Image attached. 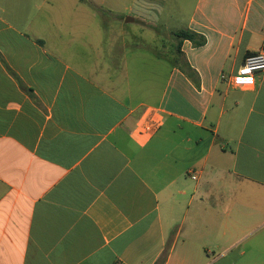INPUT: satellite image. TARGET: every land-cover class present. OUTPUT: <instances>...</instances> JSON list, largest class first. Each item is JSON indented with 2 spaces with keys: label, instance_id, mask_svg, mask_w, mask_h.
Wrapping results in <instances>:
<instances>
[{
  "label": "crops",
  "instance_id": "1",
  "mask_svg": "<svg viewBox=\"0 0 264 264\" xmlns=\"http://www.w3.org/2000/svg\"><path fill=\"white\" fill-rule=\"evenodd\" d=\"M263 45L264 0H0V264H264Z\"/></svg>",
  "mask_w": 264,
  "mask_h": 264
},
{
  "label": "rangeland",
  "instance_id": "2",
  "mask_svg": "<svg viewBox=\"0 0 264 264\" xmlns=\"http://www.w3.org/2000/svg\"><path fill=\"white\" fill-rule=\"evenodd\" d=\"M63 1L66 2V0ZM67 3H71V2H67ZM86 11L88 13V16H90L91 10L87 8ZM125 38L128 42H133L135 46H138L137 47L138 51L135 52L139 56L143 55L144 57L143 59L145 61L152 60V56L148 51L162 50L161 45H165L164 39L162 40V37L157 35V33L154 30L142 29L141 27H139L138 24L127 25Z\"/></svg>",
  "mask_w": 264,
  "mask_h": 264
},
{
  "label": "built area",
  "instance_id": "3",
  "mask_svg": "<svg viewBox=\"0 0 264 264\" xmlns=\"http://www.w3.org/2000/svg\"><path fill=\"white\" fill-rule=\"evenodd\" d=\"M244 67L249 68L251 71L249 73H242L241 69ZM263 73H264V45L261 47V49L258 52L247 55L234 73L221 74L220 80L226 83L227 85L233 87H250L247 85H237L236 77L239 76L241 78H244L247 75H251L254 78V82H255L256 76ZM152 127L153 126L150 122H146L142 126L141 130H139V132L149 131ZM190 174H192V172H190ZM191 178L192 180H195V176L192 175Z\"/></svg>",
  "mask_w": 264,
  "mask_h": 264
},
{
  "label": "trees",
  "instance_id": "4",
  "mask_svg": "<svg viewBox=\"0 0 264 264\" xmlns=\"http://www.w3.org/2000/svg\"><path fill=\"white\" fill-rule=\"evenodd\" d=\"M83 1V0H81ZM153 30L159 34L161 32L159 27H153ZM172 35L174 36L177 44L175 46V51L179 54L180 53V45L183 41L187 40L189 41L193 47L197 48V47H201L205 44L206 40L203 36L190 31L188 29H181L178 31H174L172 32ZM182 71L186 74V76L188 78H192L193 76V71L188 67L185 66L184 68H182ZM166 258V254L164 253V255L157 261L156 264H164Z\"/></svg>",
  "mask_w": 264,
  "mask_h": 264
},
{
  "label": "clouds",
  "instance_id": "5",
  "mask_svg": "<svg viewBox=\"0 0 264 264\" xmlns=\"http://www.w3.org/2000/svg\"><path fill=\"white\" fill-rule=\"evenodd\" d=\"M251 70L247 67H244L241 69L242 73H249ZM236 84L237 85H247V86H251L254 84V78L251 75H247L244 78L241 77H236Z\"/></svg>",
  "mask_w": 264,
  "mask_h": 264
},
{
  "label": "water",
  "instance_id": "6",
  "mask_svg": "<svg viewBox=\"0 0 264 264\" xmlns=\"http://www.w3.org/2000/svg\"><path fill=\"white\" fill-rule=\"evenodd\" d=\"M129 21H131V20H129Z\"/></svg>",
  "mask_w": 264,
  "mask_h": 264
}]
</instances>
